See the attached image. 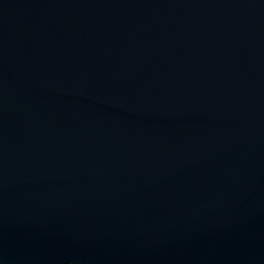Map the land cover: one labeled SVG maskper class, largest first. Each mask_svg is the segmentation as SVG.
<instances>
[{"label":"water","instance_id":"obj_1","mask_svg":"<svg viewBox=\"0 0 264 264\" xmlns=\"http://www.w3.org/2000/svg\"><path fill=\"white\" fill-rule=\"evenodd\" d=\"M0 264H264V0H0Z\"/></svg>","mask_w":264,"mask_h":264}]
</instances>
